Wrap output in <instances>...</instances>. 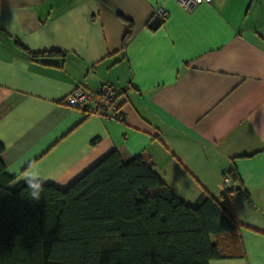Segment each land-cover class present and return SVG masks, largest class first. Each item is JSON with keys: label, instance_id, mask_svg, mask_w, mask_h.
<instances>
[{"label": "crops", "instance_id": "0c3cea01", "mask_svg": "<svg viewBox=\"0 0 264 264\" xmlns=\"http://www.w3.org/2000/svg\"><path fill=\"white\" fill-rule=\"evenodd\" d=\"M104 84L121 120L64 102ZM0 144L9 188L30 166L65 190L111 151L142 155L179 197L206 192L245 226V257L208 264H264V0H0ZM232 168L247 198L223 192Z\"/></svg>", "mask_w": 264, "mask_h": 264}, {"label": "trees", "instance_id": "16d2710c", "mask_svg": "<svg viewBox=\"0 0 264 264\" xmlns=\"http://www.w3.org/2000/svg\"><path fill=\"white\" fill-rule=\"evenodd\" d=\"M161 23L153 15L146 28ZM20 49L30 60L41 56ZM225 178L224 193L247 198L234 168ZM12 179L0 160V264H208L245 257L238 234L245 226L232 213L206 192L188 203L142 155L123 163L111 151L65 190L44 184L39 201L23 182L9 188Z\"/></svg>", "mask_w": 264, "mask_h": 264}, {"label": "built area", "instance_id": "2783aa9c", "mask_svg": "<svg viewBox=\"0 0 264 264\" xmlns=\"http://www.w3.org/2000/svg\"><path fill=\"white\" fill-rule=\"evenodd\" d=\"M183 10L191 12L205 0H174ZM158 19L166 16V11L158 8L153 14ZM117 89L110 84H104L96 90H89L82 85L76 86L65 98L64 102L71 108L85 112V114H95L107 116L111 119L121 120L117 113L116 105ZM222 190L230 188V181L225 178L221 184Z\"/></svg>", "mask_w": 264, "mask_h": 264}, {"label": "clouds", "instance_id": "9594fccd", "mask_svg": "<svg viewBox=\"0 0 264 264\" xmlns=\"http://www.w3.org/2000/svg\"><path fill=\"white\" fill-rule=\"evenodd\" d=\"M23 183L26 185L28 197L33 201H39L42 199L44 192V184L48 177L42 176L36 169L25 171L21 177Z\"/></svg>", "mask_w": 264, "mask_h": 264}]
</instances>
